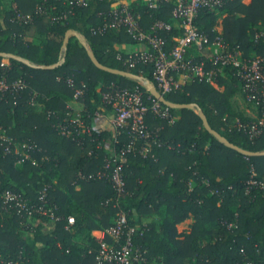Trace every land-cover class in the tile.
I'll use <instances>...</instances> for the list:
<instances>
[{
    "label": "trees",
    "instance_id": "obj_1",
    "mask_svg": "<svg viewBox=\"0 0 264 264\" xmlns=\"http://www.w3.org/2000/svg\"><path fill=\"white\" fill-rule=\"evenodd\" d=\"M9 1L8 8L0 3V81L9 85L0 91V130L12 139V150L19 146L30 158L22 162L15 151L5 152L8 143L0 145V264H98L101 244L92 232L106 233L121 210L136 229L134 248L146 252L145 261L137 264H264V127L258 136L240 129L263 113L247 102L233 73L220 75L217 87L196 79L165 98L176 105L196 104L212 130L250 155L221 143L204 127L198 109L170 108L173 122L149 113L150 139L134 140L129 129L101 131L95 120L108 87L139 88L145 98L150 94L139 81L157 87L153 66L130 67L132 54L121 47L138 42L122 27L97 31L110 19L107 2L94 1L56 23L49 15L36 14L43 0ZM129 1L145 30L156 22L171 26L158 32L170 51L182 34L174 4L150 10L144 0ZM14 8L33 15L32 20H14ZM195 25L209 38L220 27L229 49H239L245 57L264 55V0H230L216 9L203 8ZM69 30L83 42L72 36L64 45ZM90 53L103 66L137 80L98 68ZM190 53L201 61L195 49ZM4 60L8 63L3 65ZM16 82L24 88L15 89ZM83 86L84 94L75 98ZM240 97L253 107L255 117L238 106ZM76 118L79 122H72ZM63 126L70 133L64 134ZM120 165L122 196L111 180ZM6 191L37 205L45 193L55 231L42 234L40 223L50 216L5 207ZM69 217L75 219L70 226ZM189 218L194 220L191 229L179 233L177 226ZM30 232L44 247L28 243ZM105 240L113 244L107 234Z\"/></svg>",
    "mask_w": 264,
    "mask_h": 264
},
{
    "label": "built area",
    "instance_id": "obj_2",
    "mask_svg": "<svg viewBox=\"0 0 264 264\" xmlns=\"http://www.w3.org/2000/svg\"><path fill=\"white\" fill-rule=\"evenodd\" d=\"M107 2L111 4L110 19L97 31L104 33L109 29L124 28L128 35L143 45L144 48L133 53L128 61L129 66L134 68L137 64L153 66L154 79L159 92L165 96L180 89L184 84L194 80L207 81L217 87L218 77L226 70L233 73L241 84L245 99L254 108L262 111L263 116L257 122L240 127L252 136L262 133L264 127V55H251L245 57L239 49L230 50L224 42L220 30L217 35L209 38L199 33L195 19L198 12L203 8L216 9L230 0H144L147 8L158 10L165 3H173V17L179 22L182 30L181 36L175 39V45L166 50L165 42L159 37L158 32L170 30L171 26L163 22H156L151 30L147 31L140 22V17L135 15L126 0H43L37 5L36 14L49 15L53 22H65L75 13V10L87 8L92 2ZM64 6V8H61ZM33 15H24L14 8V20L20 23H29ZM195 49L201 61H194L191 50ZM8 62L4 60V64ZM211 68L208 69L207 65ZM15 89L24 88L21 82L13 84ZM9 89L6 81H0V91ZM84 94V86L75 93V98ZM102 104L109 106L115 113L114 127L118 132L129 129L132 138L145 140L150 139L153 133L148 130L146 117L149 113L157 118L173 122L175 120L171 109L165 106L152 95L145 98L139 88L127 89L111 85L101 93ZM78 121V118L72 122ZM79 122V121H78ZM82 126V123H79ZM64 134L70 133L63 126ZM8 143L6 153L15 151L21 155L22 162L30 156L21 151L19 146L12 150V139L0 130V145ZM30 146L23 145V148ZM131 146H129L130 148ZM93 178V176H90ZM111 180L119 195L124 194L125 183L123 180L122 165L117 166L111 173ZM256 184V182H254ZM2 200L7 208H17L19 213H27L29 216L40 214L54 219L52 207H46V194L40 197L41 205L24 198L21 194L6 191ZM58 220V219H57ZM75 219L68 218V224L73 225ZM136 229L130 224L127 213L123 210L117 213L115 224L104 232V239L100 243L101 248L96 256L98 264H137L145 261L146 252L135 249L133 235ZM106 234L113 240V244L106 242Z\"/></svg>",
    "mask_w": 264,
    "mask_h": 264
},
{
    "label": "crops",
    "instance_id": "obj_3",
    "mask_svg": "<svg viewBox=\"0 0 264 264\" xmlns=\"http://www.w3.org/2000/svg\"><path fill=\"white\" fill-rule=\"evenodd\" d=\"M218 30L221 31V28L219 27ZM121 47H122V49L126 50L127 53H131V54H133V53H135V52H137V51H139V50H141V49L144 48V46L143 45H140V44H138V45H136L134 47H131V50H129L127 48L125 49V48H123V46H121ZM139 82H140V84L143 87L146 88L145 82H143V81H139ZM241 98L242 97H240V99ZM240 101H241L240 104L246 103L243 98ZM99 108H100V112L98 113V117L95 120V128L98 129V130H101V131H111V132H113L114 131V119H115V113H114V111L112 110L111 107L106 106L104 104H101ZM240 108L244 109L251 117H255V110L252 107L251 108L253 109V111L250 110V108H247V107L245 108L244 106H241ZM187 221H190L188 223L187 230L183 231V229H180V226L181 225H184L185 226V224H187ZM193 223H194L193 218H189L188 220H186L185 222H183L182 224H180V225L177 226L178 232L179 233H187V232H189V230L191 229V226H192ZM40 224L42 226V234L43 235L52 234L55 231L56 226H57V222L54 219L41 222ZM92 235L100 243L104 239V232L94 231V232H92ZM26 239H27L28 243L31 244V245H35V246H38L40 248L44 247V243L36 242L34 240V235L31 232L26 235ZM155 264H158V263L155 262Z\"/></svg>",
    "mask_w": 264,
    "mask_h": 264
},
{
    "label": "water",
    "instance_id": "obj_4",
    "mask_svg": "<svg viewBox=\"0 0 264 264\" xmlns=\"http://www.w3.org/2000/svg\"><path fill=\"white\" fill-rule=\"evenodd\" d=\"M72 36H76L78 38L81 39V41L83 42V39L80 37V35L76 32V31H72V30H69L67 33H66V37H65V41H64V45L67 44L68 40L70 37ZM90 57L93 61V63L100 69L104 70V71H107L109 73H112V74H115V75H121V76H124V77H127L129 79H132V80H137V78L132 75L131 73H128V72H125V71H120V70H116V69H111L109 67H106V66H103L102 64H100L97 59L95 58V56L90 53ZM146 89L147 91L149 92L150 95H152L155 99H157L158 101H160L162 104H164L165 106H168L169 108H172V109H181V108H189V109H198L199 111V115L200 117L202 118L203 120V123H204V127L211 133L213 134L221 143L225 144L227 147H230L232 149H235L237 151H239L240 153L242 154H246V155H250L248 152L246 151H243L241 150L240 148L236 147L235 145L231 144L230 142H228L220 133L212 130L206 120V117L204 115V113L199 109L197 108V105L196 104H189V105H176V104H172L170 102H168L165 98V96H163L158 88L154 85V84H149V83H146ZM264 154V153H263Z\"/></svg>",
    "mask_w": 264,
    "mask_h": 264
},
{
    "label": "rangeland",
    "instance_id": "obj_5",
    "mask_svg": "<svg viewBox=\"0 0 264 264\" xmlns=\"http://www.w3.org/2000/svg\"><path fill=\"white\" fill-rule=\"evenodd\" d=\"M9 0H2L0 3H1V5H2V7H4V8H8L9 7ZM127 3L129 4V5H131L130 4V1L129 0H127ZM129 50H131V48H128ZM241 99L240 98H238V106L239 107H241V106H244L245 108L247 107V108H250V110H252L253 111V107L252 106H250L248 103H244V104H240V101ZM252 107V108H251ZM243 108V107H242ZM253 113V112H252ZM190 221H187V224H185V226L184 225H181L180 226V229H183V231H185V230H187V227H188V223H189Z\"/></svg>",
    "mask_w": 264,
    "mask_h": 264
}]
</instances>
